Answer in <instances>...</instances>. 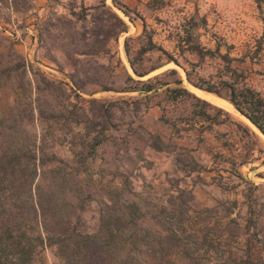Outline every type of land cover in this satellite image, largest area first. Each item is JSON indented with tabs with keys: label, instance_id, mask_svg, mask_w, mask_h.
Listing matches in <instances>:
<instances>
[{
	"label": "rangeland",
	"instance_id": "obj_1",
	"mask_svg": "<svg viewBox=\"0 0 264 264\" xmlns=\"http://www.w3.org/2000/svg\"><path fill=\"white\" fill-rule=\"evenodd\" d=\"M0 1V134L4 128L10 129L7 127L16 118L21 120L22 128L45 134L48 147L58 152L61 165L66 169L69 183L65 202L76 210L71 217H80L82 230L96 229L101 202L109 196L111 188L127 183L133 193L147 199L156 215L164 207L170 210L179 201H185V207L190 209V221L185 220V225L181 226L187 229L184 234L199 232L203 235V229L209 231L208 228L214 227L224 235L233 233L229 247L223 245L218 250L207 245L200 247L198 254L193 255V260L198 259L194 260L196 263L240 264L245 251L250 250L254 263L264 264V137L235 107L214 103L205 90L197 91L198 96L193 90L195 86L188 82L185 67L192 74L219 82L224 75V63L218 54L199 61L189 51L181 54L178 45V34L185 20L197 15L206 20V25L200 28L204 48L229 52L233 64L237 65L238 58L246 52L250 54L249 50L259 48L260 44L264 48V0H261V8L255 0H107L125 19L128 30L113 43L112 57L97 60V65L103 64L102 82L117 88L135 86L130 76L139 77L130 59L135 58L150 35L176 56L180 64L168 62L166 56L152 51L143 61L136 60V66L139 69L160 66L140 78L146 80L159 75L153 80L159 86L156 91L140 94L137 90L94 87L98 91L80 95L73 91L67 77L68 66L63 72L46 60L43 57L46 49H40L37 37L38 25L47 18L49 10L64 13L70 0H17L18 8L14 10L10 0ZM97 2L85 1L86 5ZM243 65L248 82L264 93V55L261 61L247 60ZM9 67L11 73L2 71ZM169 69H176L178 74L169 73ZM163 72L166 74L161 75ZM178 77L197 97L223 108L231 116L221 113L219 119L224 123L212 125L199 117H191L192 110L200 104L197 99L185 96L172 102L166 88H173L175 84L160 85ZM92 98L105 104L114 101L115 105L113 124L100 135L103 142L89 158L87 168L80 163L79 152L100 127L86 128L84 123L76 121L71 111L80 113L83 108L88 111L93 105L89 102ZM39 105L43 114L31 122L29 109L32 106L39 110ZM101 105L95 103L94 107ZM208 110L216 113L214 108L208 107ZM89 114L93 116L92 112ZM238 122L249 125L258 135L255 154L243 166L238 164L245 154V143L250 144V137L239 130ZM155 135L168 142L164 150L151 147ZM249 218L256 223H252L250 229L246 227ZM41 256L50 264L58 262L50 250L42 252ZM230 256L232 261L225 262Z\"/></svg>",
	"mask_w": 264,
	"mask_h": 264
},
{
	"label": "trees",
	"instance_id": "obj_2",
	"mask_svg": "<svg viewBox=\"0 0 264 264\" xmlns=\"http://www.w3.org/2000/svg\"><path fill=\"white\" fill-rule=\"evenodd\" d=\"M85 1L70 0L64 13L51 9L47 18L39 23L38 46L40 49H46L43 57L63 72L68 66L67 77L76 95L82 92L94 93L98 91L95 88L114 91L137 90L140 94L156 91L159 86L153 80L158 79L159 75L146 80L140 78L160 66L139 69L136 66L137 61H143L145 55L152 51L166 56L168 62L180 64L178 58L157 44L150 35L135 58L130 59L133 71L139 77L134 79L130 76V79L136 82L135 86L117 88L114 84L102 82L100 70L103 64L97 65V60L106 56L112 57L113 43L128 30V25L125 19L107 4V0H98L95 5H86ZM255 1L261 8V0ZM10 7L12 10L17 9L18 1L10 0ZM205 25L206 20L198 18L197 15L186 19L178 34L179 50L181 54L189 51L196 55L199 61L215 57L217 53L224 63V75L219 82H214L192 74L185 67L188 82L229 101L264 135V93L248 82L247 69L243 65L247 60L261 61L264 55L263 45L249 50L250 54L246 52L238 58L239 63L235 65L229 52L221 53L219 48H204L200 41V28ZM50 41L52 43L48 46ZM51 46L54 48H50ZM126 51H130L128 39ZM2 71L9 74L12 68ZM165 72L161 75L166 74ZM168 72L178 74L176 69H169ZM46 81L50 85L54 84L53 81ZM170 83L175 84L173 88H166L170 101L191 96L200 103L198 108L192 110L191 117H199L212 125L224 123L219 119L221 113L231 116L223 108L197 97V93L183 86L181 77L172 82H161L160 85ZM139 84L141 86H138ZM89 102L93 105L88 111L85 108L80 113L71 111L76 121L84 123L86 128L100 127L79 152V161L87 168L90 165L89 158L95 155L97 146L103 142L100 135L113 124L115 105L114 101L105 104L106 102L96 98L90 99ZM95 103L102 105L95 108ZM208 107L214 108L216 113L210 112ZM38 109L30 107L31 122L42 116L40 105ZM89 112H92V117ZM18 119L10 123L7 127L10 129L4 128L0 134V264H50L41 256L42 252L47 250L58 260L52 264H200L194 261L198 260L197 258L193 260V255L198 254L200 247L205 248L207 245L218 250L223 245L231 246L233 233L224 235L218 232L217 227L208 228L207 232L203 229V235L199 232L184 234L187 229L181 226L185 225V220L190 221V209L185 207V201H179L170 210L164 207L161 213L156 215L154 208L149 207L147 199L133 193L127 183L111 188L109 196L101 202L96 229L82 230L80 217L77 216L74 220L71 217L72 211L76 210L73 207L70 209L65 202L69 182L66 169L61 165V157L57 151L48 147L44 133L22 128L19 124L21 120ZM237 127L250 137V144L245 143V147L243 146L245 154L238 164L243 166L249 163L255 154V139L258 135L249 125L242 122H238ZM87 135L90 133L87 132ZM166 143L168 142L155 135L150 145L155 150H164ZM235 169H238L237 164ZM236 171L242 176L239 170ZM183 193L184 191L181 192ZM81 208L83 209V204ZM235 220L231 219L232 222ZM252 223L256 225L249 218L246 227L250 229ZM191 235H194L193 239ZM249 251H245L240 264H255ZM230 261L231 256L225 259V262Z\"/></svg>",
	"mask_w": 264,
	"mask_h": 264
},
{
	"label": "bare ground",
	"instance_id": "obj_3",
	"mask_svg": "<svg viewBox=\"0 0 264 264\" xmlns=\"http://www.w3.org/2000/svg\"><path fill=\"white\" fill-rule=\"evenodd\" d=\"M194 90V89H193ZM201 92V91H200ZM207 93V95H208V97L214 102V103H216V104H219V105H222V106H226V107H231V108H234V106L229 102V101H226V100H224V99H222V98H220V97H218V96H215L214 94H212V93H208V92H206ZM202 94V93H201ZM208 99V98H207ZM236 110V109H235ZM237 111V110H236ZM247 119V118H246ZM248 121H249V119H247ZM250 123H251V121H249ZM251 124H253V123H251ZM254 127H256L255 125H254ZM256 129H257V127H256ZM258 130V129H257ZM259 131V130H258Z\"/></svg>",
	"mask_w": 264,
	"mask_h": 264
},
{
	"label": "crops",
	"instance_id": "obj_4",
	"mask_svg": "<svg viewBox=\"0 0 264 264\" xmlns=\"http://www.w3.org/2000/svg\"><path fill=\"white\" fill-rule=\"evenodd\" d=\"M193 89H194V91L197 93V95L198 96H200L199 94H198V92L197 91H200L201 89H199V88H196V87H193ZM210 93V92H209ZM253 125V124H252ZM254 126V125H253ZM254 128H256V127H254ZM258 129V128H257ZM259 130V129H258ZM260 134H261V136H263L264 137V135H263V133H261V131L259 130L258 131Z\"/></svg>",
	"mask_w": 264,
	"mask_h": 264
}]
</instances>
